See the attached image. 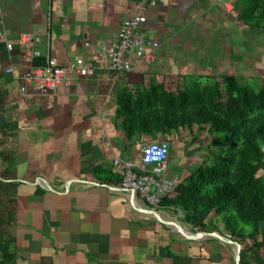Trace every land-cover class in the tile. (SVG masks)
I'll list each match as a JSON object with an SVG mask.
<instances>
[{"label":"crops","instance_id":"obj_1","mask_svg":"<svg viewBox=\"0 0 264 264\" xmlns=\"http://www.w3.org/2000/svg\"><path fill=\"white\" fill-rule=\"evenodd\" d=\"M239 1L169 0L150 10L144 31L160 44L157 60L119 77L86 45L114 40L132 17L129 0H0V31L14 46L9 52L0 42V151L15 161L7 172V196L0 195L13 222L3 227L14 240L12 264H237L235 244L189 240L140 212L123 190V172L115 162L139 164L142 146L169 140L128 139L123 119H116L123 89L139 91L152 80L173 92L190 78L234 76L239 82L246 68L264 65V33L245 26L234 6ZM28 33L38 37L42 59L49 55L69 66L83 57L94 74L49 96H22L24 50L18 40ZM8 69L14 72L7 74ZM180 169L175 166L170 174L169 164L167 177L180 183ZM137 201L185 226L175 212ZM204 222L238 243L213 215ZM261 253L246 254L243 264H264V249Z\"/></svg>","mask_w":264,"mask_h":264},{"label":"trees","instance_id":"obj_2","mask_svg":"<svg viewBox=\"0 0 264 264\" xmlns=\"http://www.w3.org/2000/svg\"><path fill=\"white\" fill-rule=\"evenodd\" d=\"M249 30L264 33V0H240L234 4ZM45 67V60L35 61ZM116 119H123L128 139L165 136L182 141V133L195 144L203 135L211 137L201 165L164 198L158 210L183 215L182 222L193 233H218L217 226L204 222L213 215L242 247L241 264L248 253L259 257L264 249V86L241 85L234 76L190 78L176 92L157 80L139 91L123 89L118 94ZM3 118L0 123H3ZM12 130V129H11ZM5 138L7 132L1 130ZM2 140H0L1 142ZM1 150V143H0ZM13 156L0 151V195L7 196V172ZM99 172L106 173L99 168ZM252 226L250 235L237 233L234 216ZM11 211L0 198V264H12V237L3 227L11 225ZM250 241L251 247L245 242ZM263 264V263H261Z\"/></svg>","mask_w":264,"mask_h":264},{"label":"built area","instance_id":"obj_3","mask_svg":"<svg viewBox=\"0 0 264 264\" xmlns=\"http://www.w3.org/2000/svg\"><path fill=\"white\" fill-rule=\"evenodd\" d=\"M168 1L129 0L133 10L132 17L123 22L111 43L99 45L88 43L86 47L89 53L107 64L119 77L138 73L143 67L151 68L157 60L160 44L146 37L144 28L148 23L147 14ZM6 39V34L0 31V42H6L7 50L13 52V44L8 43ZM18 44L24 50L25 70L20 78L22 96H28L31 93L49 96L55 94L59 88L71 87L76 80L88 78L94 74L93 65L87 63L83 57L69 66H60L48 55L45 58V67H36L35 61L42 59V55L36 50L39 39L35 34L20 35ZM13 72V69L6 71L7 74ZM170 152L171 145L164 140L142 146L139 164L116 160L115 166L123 172L124 176L123 190L131 196L136 194L137 199L146 205L159 208L162 200L174 193L179 185L177 178L167 177Z\"/></svg>","mask_w":264,"mask_h":264},{"label":"rangeland","instance_id":"obj_4","mask_svg":"<svg viewBox=\"0 0 264 264\" xmlns=\"http://www.w3.org/2000/svg\"><path fill=\"white\" fill-rule=\"evenodd\" d=\"M239 83L241 85L248 84L255 89H259V87L264 86V65L262 67L246 68L244 75L239 79ZM168 141L171 145L169 158L171 170L170 174L173 173L172 170L175 169V166H179L181 168L180 170L182 171V176L180 178L185 179L201 165L203 157L207 153L206 146L211 141V137L205 134L195 144H193L192 137L190 135L182 133V141L178 139H170ZM259 175L264 176V171L260 172ZM176 216L178 217V219L180 218V220H182L183 218V215L181 213L176 214ZM233 216V225L237 233L250 235L253 232L252 226L241 223L235 215ZM184 227L192 232L189 229L190 227L186 225Z\"/></svg>","mask_w":264,"mask_h":264},{"label":"water","instance_id":"obj_5","mask_svg":"<svg viewBox=\"0 0 264 264\" xmlns=\"http://www.w3.org/2000/svg\"><path fill=\"white\" fill-rule=\"evenodd\" d=\"M133 199L135 200V206L136 208L144 213V214H147L148 216L152 217V218H156L158 220H161L162 222H164L169 228H171L175 233H179L181 235H183L184 237H186L187 239L189 240H192V241H201V240H204V239H208V238H217L221 241H223L224 243H232V244H235L236 247H237V250H236V262L237 264H241V252H242V248H241V245L239 243H234L230 240L229 237L227 236H223L221 234H218V233H206V232H203V233H193V232H190L188 229H186L185 227L183 226H180V225H175V224H172L170 221L166 220L159 212L157 211H154V210H148V209H143L139 204H138V201H137V197H136V194L133 195Z\"/></svg>","mask_w":264,"mask_h":264}]
</instances>
